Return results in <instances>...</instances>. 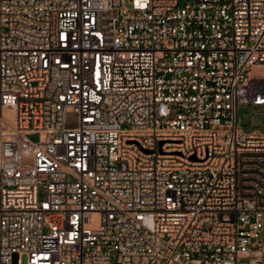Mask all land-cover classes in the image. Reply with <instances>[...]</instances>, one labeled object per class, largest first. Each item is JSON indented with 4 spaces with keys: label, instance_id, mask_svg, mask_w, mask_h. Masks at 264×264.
<instances>
[{
    "label": "built area",
    "instance_id": "2783aa9c",
    "mask_svg": "<svg viewBox=\"0 0 264 264\" xmlns=\"http://www.w3.org/2000/svg\"><path fill=\"white\" fill-rule=\"evenodd\" d=\"M241 106L264 0H0V264H264Z\"/></svg>",
    "mask_w": 264,
    "mask_h": 264
},
{
    "label": "rangeland",
    "instance_id": "374dc122",
    "mask_svg": "<svg viewBox=\"0 0 264 264\" xmlns=\"http://www.w3.org/2000/svg\"><path fill=\"white\" fill-rule=\"evenodd\" d=\"M5 113L12 117L13 110L7 109ZM238 126L244 132H251L258 130L264 132V113H254L248 106H241L238 113ZM31 138L37 140L39 136L37 134L31 135ZM22 264H27L26 256H22ZM20 255L18 253L13 254L12 264H19ZM112 264H117V255H113Z\"/></svg>",
    "mask_w": 264,
    "mask_h": 264
}]
</instances>
